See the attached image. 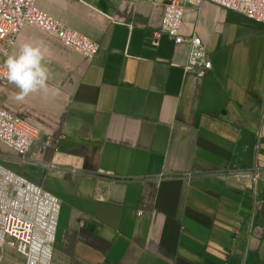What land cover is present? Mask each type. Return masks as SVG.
I'll return each instance as SVG.
<instances>
[{"label":"crops","instance_id":"obj_1","mask_svg":"<svg viewBox=\"0 0 264 264\" xmlns=\"http://www.w3.org/2000/svg\"><path fill=\"white\" fill-rule=\"evenodd\" d=\"M164 2L37 0L97 54L27 24L0 58L45 50L47 95L0 83V105L40 129L0 160L60 199L52 264H264V24L189 7L182 32L213 63L200 78L188 43L154 44ZM256 167V189L229 176Z\"/></svg>","mask_w":264,"mask_h":264},{"label":"built area","instance_id":"obj_2","mask_svg":"<svg viewBox=\"0 0 264 264\" xmlns=\"http://www.w3.org/2000/svg\"><path fill=\"white\" fill-rule=\"evenodd\" d=\"M206 1L264 24V0H165L160 27L154 31V44L158 46L163 35L169 36L176 44L188 43L190 52L185 70L200 78L213 69L207 45L198 32L185 35L182 26L187 9L199 7ZM27 24L56 36L88 58H93L100 48L98 42L68 28L40 9L37 0H0V58L15 44L18 34ZM5 71L6 66L0 59L2 84L8 82L3 75ZM39 136L37 126L0 105L1 143L25 154ZM229 176L256 189L262 171L257 167L250 172L234 170ZM60 212L61 201L57 196L9 169L0 160V264L7 242L22 255L23 264H52Z\"/></svg>","mask_w":264,"mask_h":264},{"label":"clouds","instance_id":"obj_3","mask_svg":"<svg viewBox=\"0 0 264 264\" xmlns=\"http://www.w3.org/2000/svg\"><path fill=\"white\" fill-rule=\"evenodd\" d=\"M44 52L42 45L25 43L18 53L9 55L5 60L3 75L19 89L17 100L23 101L37 91H43L45 95L49 93L47 81L50 74L45 66Z\"/></svg>","mask_w":264,"mask_h":264},{"label":"rangeland","instance_id":"obj_4","mask_svg":"<svg viewBox=\"0 0 264 264\" xmlns=\"http://www.w3.org/2000/svg\"><path fill=\"white\" fill-rule=\"evenodd\" d=\"M5 59V58H3ZM12 149L5 146L3 143L0 142V159H4L6 157H10L12 153ZM2 161V160H1ZM7 167L9 166L8 163L2 161ZM4 257L2 260V264H22L23 257L19 254L16 250V247L7 242L4 246Z\"/></svg>","mask_w":264,"mask_h":264}]
</instances>
